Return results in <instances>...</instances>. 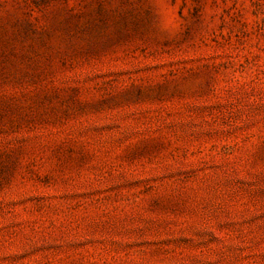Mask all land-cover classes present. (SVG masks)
<instances>
[{"label":"rangeland","instance_id":"374dc122","mask_svg":"<svg viewBox=\"0 0 264 264\" xmlns=\"http://www.w3.org/2000/svg\"><path fill=\"white\" fill-rule=\"evenodd\" d=\"M0 264H264V0H0Z\"/></svg>","mask_w":264,"mask_h":264}]
</instances>
